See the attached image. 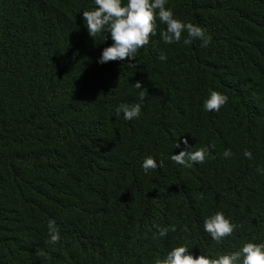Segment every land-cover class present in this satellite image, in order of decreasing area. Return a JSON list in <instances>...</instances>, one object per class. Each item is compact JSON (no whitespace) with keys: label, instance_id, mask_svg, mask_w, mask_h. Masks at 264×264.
Returning a JSON list of instances; mask_svg holds the SVG:
<instances>
[{"label":"trees","instance_id":"obj_1","mask_svg":"<svg viewBox=\"0 0 264 264\" xmlns=\"http://www.w3.org/2000/svg\"><path fill=\"white\" fill-rule=\"evenodd\" d=\"M93 7L0 0V264H152L181 245L216 258L264 243V0H167L211 43L165 44L157 20L135 60L104 64L112 40L88 34ZM209 90L228 96L218 112ZM136 103L138 118L116 113ZM194 146L209 148L203 164L171 160ZM148 155L160 166L145 173ZM217 211L238 225L220 243L203 227Z\"/></svg>","mask_w":264,"mask_h":264},{"label":"clouds","instance_id":"obj_2","mask_svg":"<svg viewBox=\"0 0 264 264\" xmlns=\"http://www.w3.org/2000/svg\"><path fill=\"white\" fill-rule=\"evenodd\" d=\"M166 4L167 0H127V3L123 0H94L95 7L91 11H83L87 32L94 40L98 34L107 32L110 33L112 40L111 45L103 49L98 63L135 60L139 50L149 45L151 37L157 35V20L166 25V29L159 33L165 44L178 43L184 32H187V38L183 41L185 45L191 44L193 40L202 41L201 47H207L211 43V36L206 35L205 29L190 22H182L175 17L170 8L166 7ZM159 59L166 60L165 54L161 53ZM128 66L136 67L135 63H129ZM134 87L142 89L141 82L137 81ZM139 99H145L143 91L140 92ZM227 102V95L209 90L203 107L206 111L218 112ZM121 112L125 120L136 119L141 113V105L139 103L121 104L117 107L116 113L119 115ZM183 143L187 146V139ZM175 147H180L179 143L175 144ZM209 155L208 147L194 146L181 150L179 154L171 155V160L184 167H191L193 163L203 164ZM223 155L229 158L233 153L230 149H226ZM244 155L251 159L250 151L246 150ZM159 166L153 156L144 157L142 168L145 173ZM258 171L264 174V169H258ZM201 198H203L202 195ZM203 227L213 241L220 243L231 236L238 225L226 217L222 211H217L204 219ZM47 228L50 237L48 243H58L60 234L55 220L49 219ZM157 228L160 237L166 236L169 231H176L174 225L157 226ZM184 230L187 231V228L185 227ZM37 255L44 256L46 253L40 250ZM152 264H264V243L245 242L239 250L218 255L216 258L206 254L194 256L186 246L181 245L172 248L163 257L157 256Z\"/></svg>","mask_w":264,"mask_h":264}]
</instances>
